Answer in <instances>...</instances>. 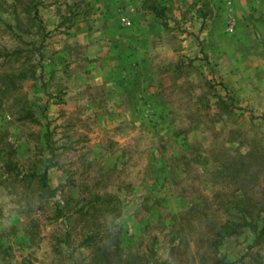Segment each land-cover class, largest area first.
<instances>
[{
  "label": "rangeland",
  "instance_id": "obj_1",
  "mask_svg": "<svg viewBox=\"0 0 264 264\" xmlns=\"http://www.w3.org/2000/svg\"><path fill=\"white\" fill-rule=\"evenodd\" d=\"M263 218L264 0H0V264H264Z\"/></svg>",
  "mask_w": 264,
  "mask_h": 264
},
{
  "label": "trees",
  "instance_id": "obj_2",
  "mask_svg": "<svg viewBox=\"0 0 264 264\" xmlns=\"http://www.w3.org/2000/svg\"><path fill=\"white\" fill-rule=\"evenodd\" d=\"M15 52H11L8 54H14ZM45 147L48 148L49 154L52 156L54 155V149L53 146L50 145L51 139L46 134L45 136ZM4 170L8 174H12L15 177H19L21 180H27L30 182H37L40 189H45L46 191H49L48 183H47V175L46 170H44L42 173H38L36 171H30L28 173H22L18 166H16L12 162H6L3 165ZM52 194V191H51ZM247 228L249 229L253 234V241L252 246L260 245L264 241V218L263 223L261 226H258L257 223H252L251 221L244 220L241 223H234V222H226L222 225L221 231L218 233L220 235H233L237 232L238 229ZM216 264H229L228 261H226L225 258L220 259L216 262Z\"/></svg>",
  "mask_w": 264,
  "mask_h": 264
}]
</instances>
